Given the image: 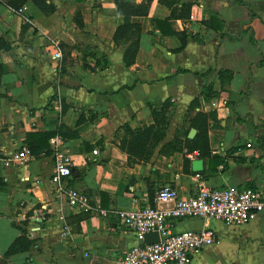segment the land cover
<instances>
[{"label":"crops","instance_id":"0c3cea01","mask_svg":"<svg viewBox=\"0 0 264 264\" xmlns=\"http://www.w3.org/2000/svg\"><path fill=\"white\" fill-rule=\"evenodd\" d=\"M8 1L0 0V36L10 45L0 49V157L25 144L27 132L60 128L62 136H49L24 164L0 165V264H115L136 240L114 210L152 204L162 184L192 194L194 158L208 186L251 185L264 197V0H175L197 5L199 18L169 16L168 6L151 0L147 14L130 15L132 26L116 35L123 16L113 0H44L47 11L32 0ZM164 101L163 136L146 158L129 159L118 146L124 127L150 124L151 109ZM196 111L207 114L208 155L165 149L193 128ZM55 136L70 163L63 185L87 196L86 210L68 206L49 180ZM202 226L216 241L187 264H264V206L239 225L173 223L174 230ZM20 234L28 243L6 253Z\"/></svg>","mask_w":264,"mask_h":264},{"label":"built area","instance_id":"2783aa9c","mask_svg":"<svg viewBox=\"0 0 264 264\" xmlns=\"http://www.w3.org/2000/svg\"><path fill=\"white\" fill-rule=\"evenodd\" d=\"M50 57L58 67L61 53L56 42H53ZM49 147L53 160L49 180L53 187L64 194L68 206L77 210L88 209V198L84 193L63 185L70 174V163L61 138H51ZM92 152L96 153V149ZM29 157V148L21 144L2 155L0 165L24 164ZM194 176L195 187L190 195L180 196L173 186L162 184L155 190L152 204L114 210L119 223L132 231L136 240L122 252L115 264H187L197 251L215 242L216 235L207 226L174 230V221L189 217L216 218L228 225H239L251 220L264 206V197L255 186L228 184L212 187L198 172ZM99 213L104 215L106 211L100 210ZM149 231H155L158 238L145 243L142 235Z\"/></svg>","mask_w":264,"mask_h":264},{"label":"trees","instance_id":"16d2710c","mask_svg":"<svg viewBox=\"0 0 264 264\" xmlns=\"http://www.w3.org/2000/svg\"><path fill=\"white\" fill-rule=\"evenodd\" d=\"M23 0H9L8 3L11 5H18ZM41 10L47 11L48 5L44 3V0H32ZM157 2H161L168 6L169 16H179L182 18H187L189 16L193 18H199V8L197 5L192 4L191 2H182L179 6H176L178 1L175 0H156ZM117 13L123 16V22L120 26L115 28V35L118 33H122L126 27L132 26V23L129 22L130 15H145L148 12L149 5L151 0H141L139 3L134 4L125 0H113ZM178 8V10H177ZM155 23L166 22V19H154ZM204 25L210 26L209 21H202ZM231 38V36H227ZM185 43L184 35L180 37L179 44L176 49H179ZM10 48L9 43L0 36V49L7 50ZM135 51V44L131 47H128L127 50L123 53V60L125 63H130L133 59V53ZM260 63L264 64V58L260 59ZM209 89L206 87L203 92L205 93ZM194 101L191 100V102ZM167 101H164L163 104L159 107L158 110L151 109V116L153 121L140 128L129 129L124 127L125 136L121 137L118 143V146L121 150H123L127 157L130 159H144L146 158L151 151V147L155 145V143L163 136L165 127L167 125ZM190 126L196 129L195 134L191 138H187L185 136L186 131L184 132L183 138L179 141L176 137L171 141L163 144V147L168 150H181L182 146L184 147V152H192L193 150L197 151L199 156H207L209 153L208 142H207V114L201 111H196L191 119ZM58 134L62 136V132L60 128L57 129L56 132H36L30 133L27 132L25 143L29 148V151L32 153L36 147L46 148L47 139L51 135ZM261 134H259V139ZM132 156V157H131ZM184 160L186 161L185 157ZM184 163V161H183ZM27 244L28 240L23 234H20L15 238L9 248L5 251L6 253L12 252L16 249L17 246H22L23 244ZM24 244V246H25ZM17 245V246H16Z\"/></svg>","mask_w":264,"mask_h":264},{"label":"water","instance_id":"95a60500","mask_svg":"<svg viewBox=\"0 0 264 264\" xmlns=\"http://www.w3.org/2000/svg\"><path fill=\"white\" fill-rule=\"evenodd\" d=\"M194 133V129L193 128H189L187 131L186 136L188 138H191L193 136ZM202 169V160L201 158H194L191 160V170L194 172H198ZM143 241L145 243H149V242H154L157 240V233L155 231H149V232H145L143 235Z\"/></svg>","mask_w":264,"mask_h":264}]
</instances>
